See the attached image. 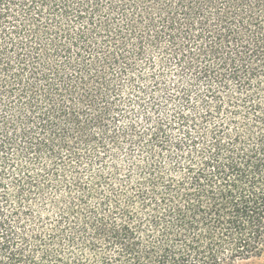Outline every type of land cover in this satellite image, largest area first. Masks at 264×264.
Instances as JSON below:
<instances>
[{
    "label": "trees",
    "instance_id": "1",
    "mask_svg": "<svg viewBox=\"0 0 264 264\" xmlns=\"http://www.w3.org/2000/svg\"><path fill=\"white\" fill-rule=\"evenodd\" d=\"M264 254V0H0V264Z\"/></svg>",
    "mask_w": 264,
    "mask_h": 264
},
{
    "label": "rangeland",
    "instance_id": "2",
    "mask_svg": "<svg viewBox=\"0 0 264 264\" xmlns=\"http://www.w3.org/2000/svg\"><path fill=\"white\" fill-rule=\"evenodd\" d=\"M235 264H264V254L258 258L237 262Z\"/></svg>",
    "mask_w": 264,
    "mask_h": 264
}]
</instances>
